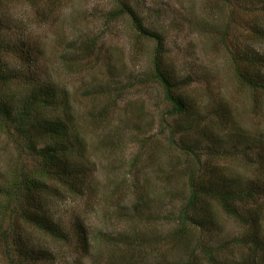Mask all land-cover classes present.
I'll use <instances>...</instances> for the list:
<instances>
[{"label":"rangeland","instance_id":"374dc122","mask_svg":"<svg viewBox=\"0 0 264 264\" xmlns=\"http://www.w3.org/2000/svg\"><path fill=\"white\" fill-rule=\"evenodd\" d=\"M123 1L166 38L170 74L190 78L188 93L204 122H196L187 144L200 162L189 166L170 147L172 131L181 141V121L168 117L162 91L147 80L153 45L137 38L127 16H111L116 0H1L0 62L57 90L49 118L75 117L80 136L72 142L71 163L81 169L83 188L78 197L55 198L51 207L68 243L27 226L17 237L11 211L0 208V264H11L8 250L15 264H183L190 249L171 255L172 247L160 241L188 203L182 167L211 170L215 190L225 187L226 175L233 188L260 175L264 93L242 83L235 67L264 81V38L256 35L264 30V0ZM93 40L96 55L71 69L70 58ZM18 142L0 129V182L21 163L34 166ZM216 212L218 244L229 243L230 250L244 228ZM229 250L224 264L241 263L242 253ZM196 263L208 264L199 254Z\"/></svg>","mask_w":264,"mask_h":264},{"label":"trees","instance_id":"16d2710c","mask_svg":"<svg viewBox=\"0 0 264 264\" xmlns=\"http://www.w3.org/2000/svg\"><path fill=\"white\" fill-rule=\"evenodd\" d=\"M116 1L117 5L111 16H127L131 19L137 38L153 45L150 78L147 80H151L162 91L168 107V117L181 121L178 125L181 127V141L179 142L180 136L176 138L172 131V136L168 137L170 147L185 154L189 166L192 162H200L199 159L193 160L198 155L187 144L189 136L196 134V122H204L198 117V102L188 93L190 78L179 80L170 74L166 67V38L149 29L129 3ZM256 35L264 38V30L257 31ZM96 47L97 41L93 40L83 49L80 48L76 53L80 57L74 54L68 61V66L74 70L80 68L81 58L87 63L96 55ZM260 66L264 65L260 62ZM235 69L242 83L256 92L264 93L263 78L256 73L251 74L252 71L242 72L238 65ZM26 75L28 76V72L24 69L11 71L8 64L0 62V129L17 136L25 155H29L34 161V166L29 169L21 163L7 179L0 182V208L11 211L14 219V223L10 224L11 230L17 237H22V232L21 235L18 233L21 227L27 226L34 227L61 243H68L69 237L55 222L57 220L51 207L55 198L64 200L65 196L78 197L82 194L81 169L71 163L72 142L79 138L80 130L73 125L76 119L70 114L67 115V122H63L60 117H48V109L54 108L57 102V90L38 83L30 73L29 77ZM67 105L66 102L65 106ZM256 162L260 172L257 179L233 188V181L226 175L221 183L225 187L220 190L211 187L216 179L210 175L211 170L199 174L191 172L188 165L182 167L188 178V203L178 214L171 234L164 240L160 239L172 247L171 255L175 251L178 254L182 249L189 248L190 254L183 264H201L196 263L198 254L208 264H224L222 257L229 250V243L218 244L221 223L216 221V211L219 208L244 228V235L235 239L229 250L236 255L242 253L239 256L241 263L236 264H258L260 255H264V164H261L264 163V152H260ZM219 178L222 182L221 175ZM245 207L248 208L244 209ZM7 258L11 264H15L10 250Z\"/></svg>","mask_w":264,"mask_h":264}]
</instances>
